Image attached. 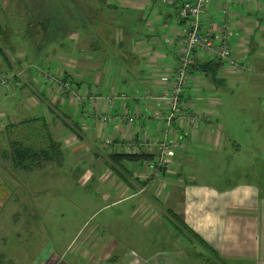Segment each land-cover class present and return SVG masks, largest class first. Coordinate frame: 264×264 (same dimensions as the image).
<instances>
[{"label":"crops","instance_id":"0c3cea01","mask_svg":"<svg viewBox=\"0 0 264 264\" xmlns=\"http://www.w3.org/2000/svg\"><path fill=\"white\" fill-rule=\"evenodd\" d=\"M117 2L120 11L121 8H125L123 12L126 13L127 17L135 18L138 15L137 18H139L133 21L135 24L133 27L126 23L125 28L119 29L134 33L128 35V44H124L129 49L127 51L129 56L125 55L123 60H120L121 62H116V65L113 64V61L104 62V60L99 61L97 57H88L80 51L82 50L79 43L82 40L80 36L79 42L75 44L68 38V47L65 48L67 53L54 56L51 62H55L56 59L61 61V65L57 64L55 68L59 70L58 67H62V63L69 59L78 61L76 72L73 71L72 73L71 69H65V72L68 73L69 78L74 80L77 87H80L81 92L92 95H107L111 92L125 93L132 98L127 102L128 108L126 110L121 108L118 101H115L112 105L100 103L99 107L109 109L111 116L114 115L115 117L123 112L138 116L134 125L129 127L120 124L118 121H109L103 127H99L89 117L90 115H87L88 111L90 112L88 114H91L87 105L83 107L80 114H77L71 107V110L65 108V106H69L68 102L56 95L48 84L37 80L33 76L36 72L33 71L32 76L28 72L29 76L21 80L23 87L11 86L8 89L1 90L0 111L5 113L3 121L0 119V123H2L0 128L3 127L5 130L0 129V134H6L5 132H7L8 138H11V136L17 137L18 134L22 133L21 122L32 123L34 127L46 124V128H40L45 137L50 134L47 141L53 136L57 138L59 148L63 150L64 157L69 159V164H73L74 159L68 153L70 149L66 146L63 147L62 144L70 142V146L73 145L74 147L76 144L71 139L76 138L77 143L85 148H80L85 157L84 161L80 163L87 168L80 169V164H76L72 171L68 173L66 179L67 182H71L69 184L72 187L66 189L63 192L64 195H57L56 198L62 197L65 200L67 191H73L77 188L76 185H79L83 189L80 190L81 193L77 198L83 203L89 202L92 200L90 196H94L95 200L100 201L99 210L115 209V215L117 216L125 212L130 220L129 224L132 225L131 236L129 235L128 239L131 241L137 238V246L132 248L140 249L143 245L146 247L145 253L137 252L136 254L135 250L130 249L132 251L129 252L132 253V256L130 254L127 258H125V255L122 257L121 253H115L111 258L116 257L115 255H121L118 257V261L108 263L107 260L103 264H204L203 260H207L205 264H264V149L261 150V158H254V166L250 175L242 173L249 164L247 158L253 152L248 147L249 154H247V157L243 158V155L238 157L242 153L241 145L233 139L228 130L223 131L224 137L219 136L215 139V146L220 140L221 143L226 141V146L223 147L226 148L224 151L225 156L228 159L231 156L238 160L239 180L229 186H213L209 182H197L194 180L195 178L190 176L192 175L190 171L196 167L197 160V153L191 151L196 152V147L202 143H211L216 132L213 124H206L197 131H191L188 135L189 139L186 140V148L188 147L189 152L187 151L186 155L185 152H177L175 164L162 172L160 179L155 182L147 183L142 178L149 173L148 164L150 162L146 161L127 165L125 173H122L121 180L113 174V178L109 177L102 184L99 182L101 177H99L100 173L98 172L104 166V156L109 152H115V148L122 149L121 146H114L111 149L99 146L101 139H120L121 142L122 139H125V142L128 139L141 136L145 131H152L153 134L155 123L146 117L148 104L144 102L145 105H143V101H139L137 96L145 91H158L160 75L166 68L173 66L175 63V51L172 45H175L176 39L174 38L178 36V32L181 30V25L174 15V10L157 8L152 0H117ZM6 4L0 5V26L2 23L7 26L3 11ZM221 19L220 2L214 0L203 16V23L210 21L214 24H220ZM229 22L235 33L228 41V47L234 59L240 64L249 66L251 64L255 68L259 60L264 57V4L257 3L249 6L233 4L230 10ZM0 31H2L1 28ZM124 37L123 35L120 42L123 43ZM45 40H47L46 37ZM72 50H77V52L72 53ZM22 58L20 54L16 57L6 56L5 52L0 50V68H4L5 63L18 62ZM102 62H104L107 69L102 68ZM24 65H27L25 70L27 72L30 65L20 62V66ZM259 69H264V66L261 65ZM103 70L111 77L112 85L108 89L109 91L104 90L105 92L94 93L95 90L93 89L100 84ZM13 72H16L15 69H13ZM78 73L83 74L81 76ZM220 74H223L219 77L224 79V85L232 83L231 81H234V83L243 81L242 83H244V77L233 74L227 68L220 70ZM207 81L201 87L195 85L196 87L193 88L189 85L188 96L191 95L193 90L197 89L199 90L194 91V93L198 94L200 99L205 97L207 93H213L211 92L213 90L217 91V88L215 89ZM252 83H254L253 87L256 89H262L261 81H251ZM205 86L206 88L203 89ZM261 92L264 94V89ZM54 108H58V110L66 109L68 120L65 121L59 115L57 116L56 111L52 110ZM82 119H84L83 123ZM72 122L78 124L79 133H76L75 129L73 133L66 127L72 125ZM120 125L124 126L119 129L120 138L115 135L109 137L105 134L107 130L116 129ZM158 130L156 129L157 132ZM198 134H206V136L204 135V139H200L197 137ZM99 136L101 137L100 140L98 139ZM12 139L13 141L10 143H21V139ZM61 149L59 150L62 152ZM141 153L148 155V161L152 158V153H148L146 150ZM87 156L94 160L92 166H89ZM187 157L190 158V163L187 162ZM98 162H100V165H98ZM60 163L62 164L61 168H66L63 161ZM76 171H78L77 175H75ZM60 174H63V172L61 171ZM16 175L22 176L23 174L16 173ZM31 175L34 176V179H30L34 181L30 190L32 196L36 198V201L32 202L33 207L31 208H46L48 206L41 199L46 197L44 194L49 191V188L41 182L46 178H44V175H42L43 177H39V174ZM69 176L71 181L68 178ZM192 176L194 177V175ZM60 182H63V180ZM102 187L106 190H102ZM89 188L92 189L88 190ZM90 191L94 194H91ZM10 195H12V192ZM17 197L22 200V197ZM124 204L125 209H123ZM144 213L149 217L143 222L141 221L140 225L138 220H141ZM168 213H171L173 217H177L180 225L183 224L193 235H196L200 245L191 239H186L183 242L184 237L178 236V231L181 233L183 229L179 228V225L173 221L174 219ZM146 221L147 223H145ZM104 231L109 233L106 228H104ZM77 233L79 232H75V235ZM89 237H83L80 241L81 246H85L86 242L88 243ZM15 238L19 239L17 235ZM116 240L119 242H117V248L120 249L122 242L118 238ZM4 243V239H2V244H0L4 245ZM157 244L160 245L159 248H155ZM199 246L201 247L200 250ZM204 247H207L211 252ZM190 248H192L194 254L193 259L189 257ZM56 257L58 258L59 255L56 254ZM34 261L35 263L47 262V260L39 258H35ZM27 264L33 263L28 262ZM76 264H82V261Z\"/></svg>","mask_w":264,"mask_h":264},{"label":"rangeland","instance_id":"374dc122","mask_svg":"<svg viewBox=\"0 0 264 264\" xmlns=\"http://www.w3.org/2000/svg\"><path fill=\"white\" fill-rule=\"evenodd\" d=\"M3 3H7L6 8L3 10L7 26L3 25V23L0 26L2 29L0 31V50L5 52L6 56L16 57L20 54L23 57L18 62L12 63L10 61V64L5 63V67L0 68V76L4 78H10L11 73H15L13 69L20 73L19 78L10 80V83H12L9 87H20L22 85L21 80L29 76L28 71H25L27 65L20 66V62L30 66L37 65L45 70H55L57 64L61 65V61L56 59L55 62H51L53 61L52 58L62 53L66 54L65 48L68 47L69 40H72V43L75 44L79 42L80 36L82 38L79 42L80 46H82L81 52L88 55V57H97L99 61H113V64L116 65V62H121L120 60H123L125 55L129 56L127 52L129 49L124 44H128V35L134 34L133 32L129 33L128 30L121 31L119 29L125 28L126 23L133 27L135 25L133 21L139 19L137 18L138 15L135 18L127 17L126 13L123 12L125 8H121L120 11L117 0H0V5H3ZM123 35L125 37L122 43L120 41ZM45 37L47 40H45ZM87 46L88 48H86ZM77 50H72V53H76ZM68 61L72 63V73L73 71L76 72L78 61L73 59ZM104 62L101 63L102 68L107 69L104 66ZM123 64L125 65V63ZM261 65L264 66V57L259 60L255 68L251 64L250 66L247 65L249 72L240 73L229 69L228 71L233 74L244 77V83H242L243 81L239 83L231 81L232 83L224 85L219 81V87H216L217 91L213 90L211 91L213 93H207L205 97L200 99L199 95L194 93V91L197 92L199 89L193 90L186 99L187 104L194 105L199 111L204 112L208 116L207 123L213 124L216 129L215 138L212 139L211 143H202L196 147V152L194 150L191 151L195 154L197 153L196 167L191 171L189 170L194 175V177L190 176L195 178V181L209 182L213 186H229L239 180L240 168L237 163L238 160L231 156L228 159L224 154L226 148L224 149L223 147L226 146V141L221 143L220 140L215 146V139L219 136L224 137L223 131L228 130L233 139L241 145L242 153L238 157L243 155V158H246L247 154H249L248 147L253 152L247 158L249 164H247L242 173L250 175L254 166V158H261V150L264 149V94L261 92L264 89V69H259ZM58 74L62 75L59 72ZM78 74L82 76L83 73ZM102 74L100 84L93 89L95 90L94 93L105 92L112 85V79L109 74L105 73V70H103ZM220 75L223 74H218V76ZM251 81H261L262 89L253 87L254 83L251 84ZM207 82L210 84V81ZM204 84L206 82L201 80L196 83V86L201 87ZM75 88L79 90L80 87L76 86ZM205 88L206 86L203 87V89ZM119 94L123 95H117L115 100L119 102L121 107L126 101L124 107L126 110L128 108L127 102L132 98L125 93ZM123 96L125 99H122ZM62 99L66 100L67 98L62 97ZM67 102L69 106H65V108L67 107L70 110L72 108L77 114H80L81 110L83 111L84 106L79 108L69 101ZM143 105H145L144 102ZM87 106L89 107V105ZM54 111H56L57 116H63L65 120H68L66 109L58 110L57 108ZM4 113L0 111L1 121L4 119ZM88 113L87 115H90L89 117L93 119L92 115ZM135 117L137 120L138 116ZM83 122L84 119H82ZM31 124L21 122L22 133L18 134L17 137L11 136V138H8L7 132H5L6 134H0V243L2 244V239L5 242L4 245L0 244V264H27L28 262L33 264H53L55 260L54 264H76L80 261H82V264H103L104 261L111 259V256L115 253H121L122 257L125 255V258L130 254L132 256L129 251H132L130 250L133 249L132 247L137 246V238L131 241L128 239V236H131L132 225L129 224L130 220L125 212L117 216L115 215V209L99 210L100 201L95 200L94 196H90L92 200L89 202L83 203L77 198L81 193L80 190L83 189L79 185H76L77 188L73 189V191H67V196H65L68 199L56 198L57 195H64L63 192L72 187L69 184L71 182H67L66 179L68 173L72 171L76 164H80V169L84 170L87 168L80 163L84 161L85 157L80 150L82 146L77 143V139H71L76 144L74 147L73 145L70 146V142L62 144L63 147L66 146L70 149L68 153L74 159L73 164H69V159L64 157L63 150L59 148L60 145L57 138L53 136L47 141L50 134L45 137L41 129L46 128L47 125L41 124L38 127H34ZM96 124L99 127H103L98 122ZM160 125L164 126L163 123ZM122 126H117L116 129H109L105 134L109 137L115 135L120 138L119 129ZM0 129L5 130L3 127ZM70 129L71 127L69 131L72 132L73 130ZM194 131H197V129L192 130V132ZM160 135L163 134L156 133L152 137L156 138ZM204 135L206 136V134ZM204 135L198 134L197 137L204 139ZM99 137L98 139L100 140L101 137ZM12 138L21 139V143H13L22 147L46 151L54 160L52 163L42 161L26 169L13 168L14 163H11L12 160L9 157V142L13 141ZM167 139L172 140L171 137ZM101 140L102 143L99 142V146L105 147V138ZM188 150V147H183L173 152L169 167L171 168L175 164L177 152H185L184 154L186 155ZM114 151L123 152L121 148H115ZM146 151L149 152L148 150ZM86 159L89 162V166L94 164L92 158L88 157ZM62 161L67 169L61 168V163L58 165L57 162ZM187 162L190 163L189 157H187ZM98 165H100V162H98ZM61 171L64 175L60 174ZM77 172H75V175L78 174ZM16 173L23 175H16ZM31 174H39V177L44 175V178H46L44 181L41 180L49 188V191L44 194L46 197L41 198L48 206L46 208H31L33 207L32 202L36 201L30 190L34 181L32 180L34 176ZM97 177L98 175L96 179ZM109 177L113 178L112 175L109 176L106 173L101 176L99 182L102 184ZM26 178L28 179L26 180ZM68 178L69 180L71 179L70 176ZM61 180L63 182H60ZM91 189L89 188L88 190ZM102 190L105 191L106 189L102 187ZM11 192L12 195H10ZM90 193L94 194L91 191ZM17 196L22 197L24 201ZM123 209H125V204ZM147 217L149 216L144 213L138 223L141 225V221L143 222ZM102 227L106 228L110 234L105 232ZM179 228L182 227L179 226ZM75 232L79 233L75 235ZM16 235L19 239L15 238ZM85 236H90L89 241L88 243L86 242L85 246H81L80 241ZM178 236L184 237L183 242L186 239H190L183 231L181 233L178 231ZM114 237L122 242L120 249L117 248L119 242ZM156 247L159 248L160 245L157 244L155 245ZM200 248L199 246V250ZM191 249L189 257L193 259L194 254ZM133 250H135L136 254L137 252L145 253L146 247L143 245L140 249ZM56 254L59 255L60 259L56 257ZM133 255L136 257L135 254ZM115 256L120 257L121 255ZM35 258L47 260V262L40 261V263H35ZM203 263H207V260H203Z\"/></svg>","mask_w":264,"mask_h":264},{"label":"built area","instance_id":"2783aa9c","mask_svg":"<svg viewBox=\"0 0 264 264\" xmlns=\"http://www.w3.org/2000/svg\"><path fill=\"white\" fill-rule=\"evenodd\" d=\"M214 0H155V7L170 8L174 10V15L181 25V30L176 36L175 45V63L166 68L159 77L158 91H145L143 95L137 96L139 101L148 104V117L155 120L158 124L163 123V135L156 138L148 134H141L137 139H128L124 143V154L135 155L143 150L152 153V164L149 166V173L142 177L149 182H155L160 179L170 164L173 152L182 149L185 144V136L195 129H200L206 125L208 116L194 105L187 104L189 85L193 88L196 83L206 78L202 73L190 71L195 60H217L220 62L221 70L227 68L235 72H249L246 64H240L234 59L229 47L228 41L234 35L231 29L229 18L230 10L233 4L254 5L263 3L264 0H215L220 2V24L214 22L203 23V16ZM71 62L66 61L59 70L52 72L40 71L41 81H50V88L56 95L66 97L71 104L81 108L86 104L93 117L92 120L98 122L101 126L109 121H118L120 124L132 126L136 117L134 114L120 113L115 118L111 116L109 109H101L100 103H111L117 101L119 93H111L107 96L92 95L77 90L71 83L68 73L65 69H71ZM30 67V66H29ZM28 67V68H29ZM62 73V75L58 74ZM20 73H11L10 78L0 76V89H6L10 86V80L19 78ZM67 77L68 79H65ZM122 99H125L124 96ZM126 101L121 107L125 109ZM89 112V111H88ZM90 113V112H89ZM209 124V123H207ZM171 137L172 140L167 139ZM114 139L106 138V146L110 145ZM146 155V154H145ZM148 156V155H147Z\"/></svg>","mask_w":264,"mask_h":264},{"label":"trees","instance_id":"16d2710c","mask_svg":"<svg viewBox=\"0 0 264 264\" xmlns=\"http://www.w3.org/2000/svg\"><path fill=\"white\" fill-rule=\"evenodd\" d=\"M260 3V2H258ZM257 4V3H255ZM221 64L219 61L217 60H204V61H198L195 60L193 65L190 68V71H193L194 73H202L206 80L210 81V84L216 89V87H219L218 83H223L224 84V79H222L221 77L218 76V74H220V68ZM28 72L31 73L32 76V72H36L35 74H33V76L39 80L41 83H45L48 84L50 86V81L46 79V81H41L39 78V74L40 71H45V72H54L51 69H42L40 67H38L37 65L34 66H30L28 69ZM40 70V71H39ZM65 79H68L67 77H64ZM70 79V83L76 87V83L74 82V80L72 78ZM68 79V80H69ZM223 80V82H222ZM220 81V82H219ZM23 87V84L18 87L21 88ZM141 95V94H140ZM68 99V98H67ZM57 109L54 108L52 109L53 111ZM63 119L64 117L61 116ZM112 117H115L114 115ZM146 117L154 122L155 124V128L153 130V134L152 131H145L144 134H148L150 136H153L156 133L160 134V131H164L165 130V126L158 124L155 120H153L152 118L148 117V113L146 112ZM65 120V119H64ZM66 121V120H65ZM28 122V121H27ZM135 123V122H134ZM134 123L132 125H134ZM107 123H105L106 125ZM159 125V126H158ZM67 128H70L74 131V129L76 130V133H79V128H78V124L75 122H72V125L70 126H66ZM70 129V130H71ZM156 129L159 131L157 132ZM138 134V133H137ZM186 140L188 138V136H185ZM139 138V136L134 137L133 139H137ZM120 139H114L112 141V143L110 145L105 146L106 149H111L114 146H121L122 150L124 147V140L119 141ZM186 140H185V144L184 147L186 148ZM10 153H9V157L12 160L11 163H14V167L16 169H20V168H30L31 166H34L36 164H38L39 162H50L52 163V161L54 160V158H51L46 151L43 150H33L30 149V147H22L19 144L16 143H10ZM9 149V146H8ZM9 151V150H8ZM149 157H147V155L139 153V154H135V155H129V154H124V151L122 153H115V152H109L104 156L103 162H104V168H102L98 173H100L99 177L103 176L104 174L108 173L109 175H115L118 177V179H122V173L124 174L127 168V165L129 164H133V163H140V162H150L148 165L150 166L152 164L153 161H151V159L148 161ZM58 165H60V162H57ZM147 183H149V181H147ZM170 217H172L175 223H177L179 226L182 227L183 231L188 235V237L191 240H194L197 244L200 245L199 241H197V237L196 235H193L189 230H187L185 228V226L182 224L180 225L178 218L177 217H173V215L171 213H168ZM178 228V227H177ZM205 249H207V247H204ZM209 250V249H207ZM210 251V250H209ZM211 252V251H210ZM1 257V256H0ZM118 257H113L111 259L108 260V263L110 262H114V261H118Z\"/></svg>","mask_w":264,"mask_h":264},{"label":"flooded vegetation","instance_id":"af4514ba","mask_svg":"<svg viewBox=\"0 0 264 264\" xmlns=\"http://www.w3.org/2000/svg\"><path fill=\"white\" fill-rule=\"evenodd\" d=\"M152 3L155 4V0H152Z\"/></svg>","mask_w":264,"mask_h":264}]
</instances>
